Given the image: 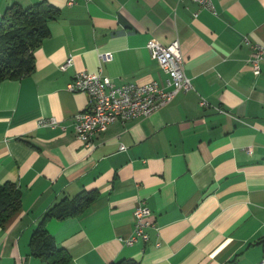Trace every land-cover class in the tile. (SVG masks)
<instances>
[{
	"label": "crops",
	"instance_id": "obj_1",
	"mask_svg": "<svg viewBox=\"0 0 264 264\" xmlns=\"http://www.w3.org/2000/svg\"><path fill=\"white\" fill-rule=\"evenodd\" d=\"M35 1L0 0V16ZM46 1L59 14L33 49V71L0 81V183L20 191L19 209L0 225V264H49L29 252L31 230L81 189L97 197L80 214L45 221L70 254L65 264H264V62L253 72L246 61L251 45H264V0H211L214 13L191 0ZM150 38L177 39L190 88L108 124L85 148L72 117L87 96L66 83L86 70L116 84H161ZM48 116L64 130L36 125ZM139 201L150 211L148 238L125 244L118 236L131 233Z\"/></svg>",
	"mask_w": 264,
	"mask_h": 264
},
{
	"label": "built area",
	"instance_id": "obj_2",
	"mask_svg": "<svg viewBox=\"0 0 264 264\" xmlns=\"http://www.w3.org/2000/svg\"><path fill=\"white\" fill-rule=\"evenodd\" d=\"M191 1L195 3L197 10L205 9L214 13L211 0ZM197 10L192 13V16H196ZM243 41H247V37H243ZM144 46L164 73L161 84L156 80L144 83L123 82L116 84L98 71L86 70L76 72L66 83L67 91L83 92L87 96V107L72 117L74 137L85 148L91 149L94 146V136L104 131L108 124L149 115L169 102L177 91L190 88V79L182 68V55L177 39H173L167 44H161L150 38L147 39ZM99 57L105 59V54L101 53ZM246 61L253 72H257L259 64L264 62V45L258 43L251 45V51ZM70 62L71 59L68 55L59 65V69L63 70ZM198 104L203 107L207 106V102L203 98H199ZM36 125L58 128L61 131L65 128L57 119L49 116L36 119ZM123 148L124 146L120 144L119 149ZM245 151L249 152V149L245 148ZM131 215L133 217L131 233L128 236H118V238L125 244H132L137 239L147 240V228L152 225L149 208L143 201H139L133 207ZM262 262L260 260L254 264Z\"/></svg>",
	"mask_w": 264,
	"mask_h": 264
},
{
	"label": "trees",
	"instance_id": "obj_3",
	"mask_svg": "<svg viewBox=\"0 0 264 264\" xmlns=\"http://www.w3.org/2000/svg\"><path fill=\"white\" fill-rule=\"evenodd\" d=\"M59 14V9L46 0H37L22 7L6 6L0 16V81L19 79L34 69L33 49L48 35V23ZM97 191L81 189L50 205L31 230L28 246L32 255L49 264H65L69 252L57 245L45 228L50 217H69L80 214L95 198ZM20 205V191L14 182L0 183V225L13 215ZM105 264H138L132 258H118Z\"/></svg>",
	"mask_w": 264,
	"mask_h": 264
}]
</instances>
